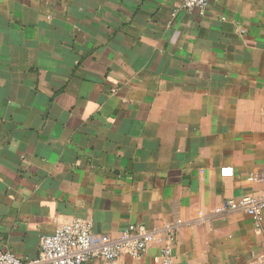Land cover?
<instances>
[{
    "label": "crops",
    "instance_id": "0c3cea01",
    "mask_svg": "<svg viewBox=\"0 0 264 264\" xmlns=\"http://www.w3.org/2000/svg\"><path fill=\"white\" fill-rule=\"evenodd\" d=\"M209 1L0 0V250L34 260L78 219L155 236L86 264L264 257V215L225 209L264 198V0Z\"/></svg>",
    "mask_w": 264,
    "mask_h": 264
},
{
    "label": "built area",
    "instance_id": "2783aa9c",
    "mask_svg": "<svg viewBox=\"0 0 264 264\" xmlns=\"http://www.w3.org/2000/svg\"><path fill=\"white\" fill-rule=\"evenodd\" d=\"M181 10L198 12L205 15L209 9V0H174ZM233 167L221 168L224 178L233 177ZM253 182L264 180V173L250 177ZM226 210H242L250 216L258 230H261L264 215V198L247 195L237 202L225 204ZM92 224L83 220H73L58 228L53 234L43 236L40 242V253L34 260L21 259L11 251L0 250V264H86L93 258L115 262L123 255L142 258L148 251L155 236L144 225H129L114 242L97 243L92 234ZM171 250L166 247L162 258L170 263ZM251 264H264V257L255 258Z\"/></svg>",
    "mask_w": 264,
    "mask_h": 264
}]
</instances>
